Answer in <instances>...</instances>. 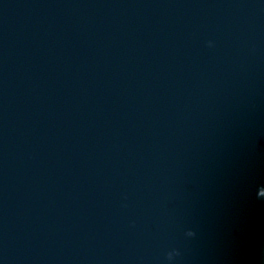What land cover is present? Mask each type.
<instances>
[{"label":"water","instance_id":"1","mask_svg":"<svg viewBox=\"0 0 264 264\" xmlns=\"http://www.w3.org/2000/svg\"><path fill=\"white\" fill-rule=\"evenodd\" d=\"M0 264H264V229L0 40Z\"/></svg>","mask_w":264,"mask_h":264}]
</instances>
